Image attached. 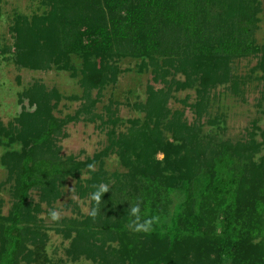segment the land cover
I'll return each mask as SVG.
<instances>
[{
    "label": "trees",
    "instance_id": "1",
    "mask_svg": "<svg viewBox=\"0 0 264 264\" xmlns=\"http://www.w3.org/2000/svg\"><path fill=\"white\" fill-rule=\"evenodd\" d=\"M49 1L55 11L50 30L18 17V39L30 41L22 47L27 54L37 49L38 54L52 55L59 63L71 53L82 54L93 79L100 71L92 73L97 63L91 57L99 58L102 67L118 54L161 57L175 62L190 79L203 74V100L210 86L227 79L222 66L231 58L256 55L264 48L254 36L262 11L258 0ZM260 64L264 68V58ZM167 96L163 90H151L143 106L144 122L134 120L115 142L129 176L121 175L102 196L95 220L67 222L66 234L78 230L89 243L86 252L100 264H264V158L253 160L251 142L214 141L203 149V139L191 128L187 133L173 131L184 141L181 146L164 139L161 125L172 123L165 122ZM64 122L50 115L43 127H29L18 135L0 124L1 134L23 143L20 152L2 156L14 180V200L9 214L0 215V264H18L32 256L27 241H34L33 229L40 226L33 190H40L42 200L50 203L68 176L96 161L102 165L100 155L82 162L43 152ZM158 151L164 152L163 161L155 157ZM103 177L104 170L92 171L82 185L83 194L95 191L92 186ZM175 189L181 199L171 209ZM138 199L142 217H160L148 234L127 227L129 208ZM96 233L100 238L91 242ZM108 241L118 246L106 248Z\"/></svg>",
    "mask_w": 264,
    "mask_h": 264
},
{
    "label": "rangeland",
    "instance_id": "2",
    "mask_svg": "<svg viewBox=\"0 0 264 264\" xmlns=\"http://www.w3.org/2000/svg\"><path fill=\"white\" fill-rule=\"evenodd\" d=\"M258 1L262 11L254 36L256 44L262 47L264 0ZM53 12L49 0H0V124L3 127L14 129L18 135L29 127H43L50 115L65 121L54 135L50 149L43 152L82 162L100 155L102 165L100 161L92 163L94 171H105L106 177L100 183L109 184L111 189L117 178L122 179L121 175L129 176L116 140L134 120L144 122L143 106L151 90H163L168 95L165 122L172 120L167 128L161 125L164 139L181 146L184 141L176 139L173 131L183 129L187 133L191 128L203 139V149L211 147L214 141L251 142L253 160L259 162L264 158V68L260 66L264 48L256 55L231 58L222 66L227 79L210 86L202 100L203 74H193L190 79V74L175 68V62L171 64L161 57L144 60L118 54L107 60L105 68L99 58L91 57V62L97 63L92 66V73L96 69L100 71L98 78L93 75V79L88 76L90 64L82 54L71 53L64 63L54 62L52 55L38 54L37 49L27 54L22 46L30 41L24 37L19 41L18 17L23 16L30 26L39 22V29L50 30L49 18ZM22 148L21 138L10 139L0 133V215L9 214L14 200V180L2 163V156L6 152H20ZM164 156L163 151L155 155L159 161ZM91 175L92 171L83 166L77 175L68 176L59 183V196L50 203L42 200L40 190H33L31 200L33 206L39 205L40 226L33 229L34 241H27L32 256L18 264H100L99 259H92L86 252L89 243L78 235V230H72L69 236L65 232L67 222L91 218L84 209H90L94 202L89 199L90 192L83 194L82 190ZM171 198L172 209L181 199L178 189L171 193ZM53 209L60 212L58 221L48 216ZM92 235L91 242L101 236ZM108 245L118 246L114 241H108L105 247Z\"/></svg>",
    "mask_w": 264,
    "mask_h": 264
},
{
    "label": "clouds",
    "instance_id": "3",
    "mask_svg": "<svg viewBox=\"0 0 264 264\" xmlns=\"http://www.w3.org/2000/svg\"><path fill=\"white\" fill-rule=\"evenodd\" d=\"M87 167L89 171L95 170L94 164H89L87 165ZM92 187L95 189V191L90 193L89 199L91 202H94V206H92L90 209L85 208L84 211L88 216L95 220L100 212L102 196L105 193L109 192L110 186L107 183H100L99 185H93ZM72 198L75 199V197ZM48 216L52 221H58L60 219V212L55 209L49 210ZM129 216L131 217V219L129 220L127 227L134 232H143L145 234L153 231L154 226L160 221L159 216H152L149 218L142 217L139 199L136 203L130 206Z\"/></svg>",
    "mask_w": 264,
    "mask_h": 264
}]
</instances>
